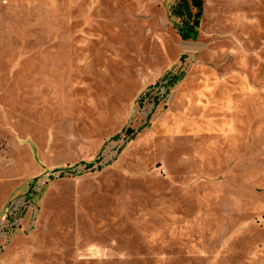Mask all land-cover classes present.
Here are the masks:
<instances>
[{"label": "rangeland", "instance_id": "1", "mask_svg": "<svg viewBox=\"0 0 264 264\" xmlns=\"http://www.w3.org/2000/svg\"><path fill=\"white\" fill-rule=\"evenodd\" d=\"M177 1L0 0V264H264V0Z\"/></svg>", "mask_w": 264, "mask_h": 264}, {"label": "trees", "instance_id": "2", "mask_svg": "<svg viewBox=\"0 0 264 264\" xmlns=\"http://www.w3.org/2000/svg\"><path fill=\"white\" fill-rule=\"evenodd\" d=\"M201 0H178L175 4L174 14L181 20V28L177 29V33L183 40L192 39L195 40L197 37V29L199 27V17L201 12ZM196 8L194 14L191 12V8ZM176 76H172L169 80L174 81ZM172 84V83H170ZM132 131H125V135H131ZM119 135L113 136L111 139H118ZM96 163V162H94ZM94 163H85V168H90Z\"/></svg>", "mask_w": 264, "mask_h": 264}]
</instances>
